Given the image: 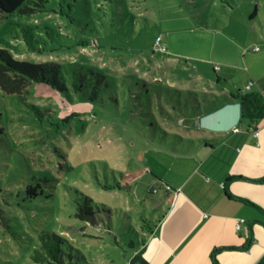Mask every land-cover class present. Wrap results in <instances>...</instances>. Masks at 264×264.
Instances as JSON below:
<instances>
[{"label":"rangeland","instance_id":"rangeland-1","mask_svg":"<svg viewBox=\"0 0 264 264\" xmlns=\"http://www.w3.org/2000/svg\"><path fill=\"white\" fill-rule=\"evenodd\" d=\"M45 6L0 13V48L33 63L90 66L115 82L117 96L93 103L44 84L23 95L0 89V264H43L33 256L44 233L64 239L65 264H141L132 260L169 207L175 170L194 167L195 149L165 134L164 119L177 114L154 86L142 92L134 79L174 73L164 62L170 56L181 58L176 73L185 78L201 65L216 80L201 60L241 67L242 57L227 48L260 45L264 0H47ZM158 37L170 56L159 51ZM29 185H39L40 195L30 197ZM83 195L93 200L94 222L77 216ZM150 246L144 258L158 264L149 260Z\"/></svg>","mask_w":264,"mask_h":264},{"label":"crops","instance_id":"crops-1","mask_svg":"<svg viewBox=\"0 0 264 264\" xmlns=\"http://www.w3.org/2000/svg\"><path fill=\"white\" fill-rule=\"evenodd\" d=\"M167 42L170 44L169 38ZM258 42L260 45L253 43L245 51L227 48L242 57L239 68L198 61L211 65L216 80L201 65L195 74L179 76L176 72L183 68L181 58L170 56L163 45L170 56L164 62L174 67V73L148 71L143 79L195 93L202 104L205 96L232 98L230 89L219 83L222 78L235 89L264 94V36ZM215 47L216 41L213 50ZM254 47L260 49L253 51ZM158 67L163 68L162 63ZM219 85L224 89L219 90ZM165 101L177 115L173 116L176 122L164 119V131L193 143L194 167L189 173L182 167L175 170L168 187L171 206L145 236L143 257L151 245L149 260L158 264H215V251L219 264H257L264 256V183L259 182L264 178V118L256 123L241 119L238 101H228L210 113L192 111L183 103L173 109ZM241 219L245 223L238 230Z\"/></svg>","mask_w":264,"mask_h":264},{"label":"trees","instance_id":"trees-1","mask_svg":"<svg viewBox=\"0 0 264 264\" xmlns=\"http://www.w3.org/2000/svg\"><path fill=\"white\" fill-rule=\"evenodd\" d=\"M46 2L47 0H0V13L3 17L16 13L31 14L42 9L46 10ZM256 13L257 9H255L253 16ZM134 80L142 83V87H140L142 92L149 93L152 91L151 86H154L158 96L164 97L173 105V109L180 108L183 103L182 96L186 94L189 97V104L185 103V105L192 111L210 113L221 108L228 101H238L241 107V119L256 123L264 118V94L258 91L235 89L227 78L220 79L219 83L230 89L232 98L228 99L218 95L205 96L204 104L199 102L195 93H182L163 85L160 81L150 83L141 78ZM34 84H44L68 96L74 93L93 103L104 101V96H109L110 99L117 96V91L114 89L115 82L106 74L98 72L90 66L77 62L69 64H61L56 61L33 63L16 59L8 49L0 48V89L10 95H23L29 93ZM164 132L166 135L169 134ZM259 182L264 183V178ZM118 187L123 188L124 186L118 185ZM38 188L39 185H29L27 194L30 197L40 195ZM167 201L170 207L171 198H168ZM92 202L91 197L83 195L77 210V216L80 219L94 222L93 215L95 212ZM41 241V249L37 250L33 256L36 262L65 264L61 257V253H63L61 244L64 242L61 236L55 233H44ZM144 242L140 244V251L135 255L132 262L139 261L141 264H148V261L143 257ZM217 252L215 251L212 255L215 264H219L216 260ZM257 264H264V256Z\"/></svg>","mask_w":264,"mask_h":264},{"label":"built area","instance_id":"built-area-1","mask_svg":"<svg viewBox=\"0 0 264 264\" xmlns=\"http://www.w3.org/2000/svg\"><path fill=\"white\" fill-rule=\"evenodd\" d=\"M156 46L159 48V51H160V52H163V53H166V52H167V48H166L165 46L162 45V38H161V37H158V38H157ZM259 49H260L259 47H254L252 50H253V51H258ZM216 70H220V67L217 66V67H216ZM253 129H254V127H253ZM234 130H235V131H239V128L236 127ZM253 131H254V130H253ZM254 134H255V135H258V131H257L256 129H255V131H254ZM244 223H245V220H244V219L239 220V222H238V224H237V229H238V230H241V229L243 228Z\"/></svg>","mask_w":264,"mask_h":264}]
</instances>
